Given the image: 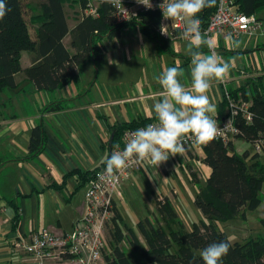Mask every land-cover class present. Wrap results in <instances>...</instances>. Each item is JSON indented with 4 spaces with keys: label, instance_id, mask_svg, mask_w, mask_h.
Returning a JSON list of instances; mask_svg holds the SVG:
<instances>
[{
    "label": "trees",
    "instance_id": "obj_1",
    "mask_svg": "<svg viewBox=\"0 0 264 264\" xmlns=\"http://www.w3.org/2000/svg\"><path fill=\"white\" fill-rule=\"evenodd\" d=\"M22 1L7 0L11 11L0 22V95L18 87L16 75L20 72H24L40 90L55 91L65 87L79 77L87 63L104 61L106 51L103 39H121L124 28L130 26H139L151 39L172 52L167 47V41L155 30L160 20L158 13H145L140 19L119 23L107 3L95 5L94 0H38L33 16V21L37 24L33 36ZM66 2L80 6V17L72 29L65 10ZM233 6L237 11L257 15L264 9V0H233ZM216 8L217 0L214 7L205 8L199 13L204 25ZM68 35L70 48L64 42ZM23 51L33 54L32 65L25 69L21 62ZM261 80L262 78L251 82V91L243 85L230 92L236 99L242 97L251 102L253 118L250 122L241 113L235 116V124L241 130L236 138H243L249 147L238 152L234 140L227 144L222 140H213L200 145L204 151L202 161L211 168L206 183L197 189L195 197V204L204 218L195 221L191 230L185 229L181 222L179 227L173 228L171 223L177 221V214L171 206L169 196H165L164 202L156 196L157 211L163 222H155L150 217L139 220L138 225L147 246L142 249L139 235L125 224L116 207L110 227L112 248L104 256L107 264H134L120 245L127 240L135 253L140 251L142 256V259H135L136 264H203L200 250L209 243L224 239L231 242V249L223 257V264H264L263 236L232 241L229 234L219 226V222L246 218L248 210L258 208L264 201L263 152L256 150L258 143L264 150V84ZM67 103L68 100L65 99L55 100L43 111L64 109ZM227 105L224 98L219 107L221 118L227 116ZM152 121L154 120L146 119L114 125L113 137L109 142L110 152L116 144H122L125 130ZM46 141L45 127L43 123H39L31 131L29 156L42 153ZM102 166L104 163L86 172H72L79 173V187L89 182ZM195 178L198 180L197 176ZM10 203L16 209L14 226L17 227L21 221V208L14 200H10Z\"/></svg>",
    "mask_w": 264,
    "mask_h": 264
},
{
    "label": "crops",
    "instance_id": "obj_2",
    "mask_svg": "<svg viewBox=\"0 0 264 264\" xmlns=\"http://www.w3.org/2000/svg\"><path fill=\"white\" fill-rule=\"evenodd\" d=\"M68 8L74 13L73 22ZM65 10L72 29L80 17V6L66 2ZM257 15L264 21V9ZM212 36L215 54L231 64L223 82H213L207 92L210 102L216 105V112L210 115L221 119L219 107L226 90L231 92L246 85L251 91L252 83L261 78L264 84V32L239 38L219 33ZM68 37L70 39L68 35L64 42L70 48V42L69 45L66 42ZM164 40L169 47L170 40ZM201 47L199 50L205 54L211 51L206 45ZM163 50L180 58L181 62L168 61L156 54L158 64H145L140 69L128 67L127 74L119 79L101 75L98 63L89 62L87 64L92 63L95 68L83 70L86 64L77 79L55 91L38 89L20 72L16 75L18 87L0 95V264L21 262L22 253L15 247L20 236L28 238L44 227L57 232L70 230L85 214L86 194L85 198H80L79 173L72 172H86L103 164L110 155L114 125L156 120L152 105L165 98V90L156 79L163 71L181 67L184 75L180 80L185 87H191L190 57L180 47L171 49L172 52ZM32 56L30 51L22 52L24 69L32 65ZM107 60L106 52L104 65ZM105 72L112 75L113 68L106 67ZM60 99L68 100L64 109L43 111L52 101ZM39 123L45 127L46 145L42 153L30 157L31 131ZM233 142L238 152L249 147L243 138ZM201 148L198 146L185 153L202 160ZM147 168L157 176L153 165L145 164L142 169ZM161 168L170 171L172 167L167 161ZM192 170L196 173L194 168ZM10 200L21 208L17 227L14 226L16 209Z\"/></svg>",
    "mask_w": 264,
    "mask_h": 264
},
{
    "label": "built area",
    "instance_id": "obj_3",
    "mask_svg": "<svg viewBox=\"0 0 264 264\" xmlns=\"http://www.w3.org/2000/svg\"><path fill=\"white\" fill-rule=\"evenodd\" d=\"M95 5L107 3L114 11L119 23L130 22L140 19L149 12L158 13L160 20L155 26L160 37L170 40H184L183 32L190 22V18L164 20L161 10L157 7L163 0H152L153 8L146 9L143 5H138L135 0H94ZM96 12V9L93 10ZM201 13V12H200ZM201 21V32L206 33V40L209 49L215 53L212 43V35L215 33L226 34L230 37L239 38L244 35H255L264 32V21L256 14H246L237 11L233 6V0H217V8L204 25V20L199 13L197 17ZM161 25H164L161 33ZM227 100V116L216 119L219 132L214 140H222L225 144L236 139L240 134V128L235 124V116L239 113L250 122L253 113L250 111L251 102L243 98L236 99L229 90L225 91ZM158 123L157 120L150 122ZM148 123V124H150ZM142 124L137 128L145 127ZM137 128L125 130L122 135V150L128 140L130 133ZM117 145V144H116ZM197 145L189 140L185 143L186 150H194ZM256 150L262 152L260 143ZM110 152V153H111ZM148 161H129L128 166L117 173V178L108 180L103 175L104 166L96 171L88 182L86 191L87 210L85 214L75 223L72 229L65 231H54L44 227L26 238L23 235L15 243V247L22 253L19 264H101L106 252V230L110 221L115 216L116 197H122L121 184L136 171H139ZM174 190L172 195H176ZM160 201H166L165 196H159Z\"/></svg>",
    "mask_w": 264,
    "mask_h": 264
},
{
    "label": "clouds",
    "instance_id": "obj_4",
    "mask_svg": "<svg viewBox=\"0 0 264 264\" xmlns=\"http://www.w3.org/2000/svg\"><path fill=\"white\" fill-rule=\"evenodd\" d=\"M135 2L146 9L153 8L152 0ZM215 4L216 0H163L157 5L164 20L190 18L183 37L189 42L186 54L190 57L191 87L187 88L181 82L184 69L179 66L167 68L156 78L165 90V98L152 105L158 123L137 128L130 133L131 138L122 150H113L107 156L103 161L106 179H116L117 173L133 159L147 160L158 168L170 157L182 155L187 141L200 146L217 137L219 126L210 115L216 112V105L210 102L207 92L213 82H223L231 64L221 61L215 53L205 54L199 50L208 41L204 39L206 33L201 32V21L196 18L198 13ZM10 11L7 0H0V22ZM163 27L161 25V33L166 34ZM115 149H119L118 144ZM230 249L231 242L227 239L212 242L200 250V258L203 264H223V257Z\"/></svg>",
    "mask_w": 264,
    "mask_h": 264
},
{
    "label": "rangeland",
    "instance_id": "obj_5",
    "mask_svg": "<svg viewBox=\"0 0 264 264\" xmlns=\"http://www.w3.org/2000/svg\"><path fill=\"white\" fill-rule=\"evenodd\" d=\"M22 2L32 35L35 36L37 24L33 21V16L36 13L35 7L38 0H23ZM68 13L70 21L73 22L74 13L70 8H68ZM69 40L68 37L66 39L68 45ZM213 41L215 42V38L212 36ZM188 43L187 39L181 40L180 42L170 41L168 46L172 50L180 47L182 52L186 54ZM103 44L105 51L108 53V60L105 65L103 61H99L97 68H101V75L108 74L118 79L123 78L127 74L126 69L128 67H137L140 69L145 64H158L159 59L156 54L163 55L168 61L174 60L177 63L181 62L180 58L170 53H165L162 46L157 41L151 39L137 25L124 28L121 39L105 38L103 39ZM207 45L209 47V43ZM113 60L115 63L112 62ZM92 66L94 67L92 63L87 64L83 70L88 67L91 68ZM110 66L113 68L112 75L110 74L112 73L111 71L107 73L110 69H107V72H105V68H109ZM201 150L204 153L202 148ZM185 152L182 155H176L168 159L172 167L170 171H163L161 165L158 168L153 166L157 174V176H154L152 170L148 168L146 170L141 169L137 173L134 172L131 174L121 184L122 197H116L118 210L125 224L140 235L142 249H145L147 246L138 225L139 220L150 217L155 222H163L157 211L156 196H169L171 206L177 214V221L171 223L173 228L179 227V223L181 222L185 229L191 230L195 221L204 218L202 211L195 204V197L197 189L206 183L211 168L201 159L189 157ZM262 152V160L264 161V150ZM192 168H194L196 173H194ZM196 175L198 176V180L195 178ZM87 187L86 184L80 187L81 199L85 198ZM174 190L177 191L176 195H172ZM112 223L113 219L110 221L106 230L105 254L109 253L112 248L110 229ZM219 226L229 234L232 241L243 240L250 236L264 237V201L258 208L248 210L246 218L219 222ZM166 227L168 229V226ZM125 230H127L126 227ZM120 245L128 253L130 258H132L134 264H136V258L142 259L140 251L135 253L128 240L123 241ZM101 264H107L105 258Z\"/></svg>",
    "mask_w": 264,
    "mask_h": 264
}]
</instances>
